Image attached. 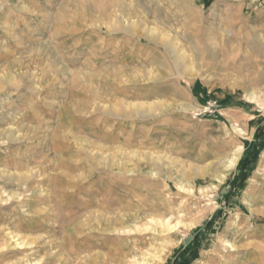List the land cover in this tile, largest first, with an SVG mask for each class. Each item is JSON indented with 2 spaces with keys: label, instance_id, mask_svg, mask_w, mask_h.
<instances>
[{
  "label": "rangeland",
  "instance_id": "374dc122",
  "mask_svg": "<svg viewBox=\"0 0 264 264\" xmlns=\"http://www.w3.org/2000/svg\"><path fill=\"white\" fill-rule=\"evenodd\" d=\"M263 256L264 0H0V264Z\"/></svg>",
  "mask_w": 264,
  "mask_h": 264
},
{
  "label": "bare ground",
  "instance_id": "6f19581e",
  "mask_svg": "<svg viewBox=\"0 0 264 264\" xmlns=\"http://www.w3.org/2000/svg\"><path fill=\"white\" fill-rule=\"evenodd\" d=\"M23 74V73H22ZM93 91V90H92ZM124 106V105H123ZM88 148V147H87ZM108 216V215H107ZM248 264H264V256L262 258L259 259H255L253 262L248 263Z\"/></svg>",
  "mask_w": 264,
  "mask_h": 264
},
{
  "label": "crops",
  "instance_id": "0c3cea01",
  "mask_svg": "<svg viewBox=\"0 0 264 264\" xmlns=\"http://www.w3.org/2000/svg\"><path fill=\"white\" fill-rule=\"evenodd\" d=\"M202 91H200L199 93L202 95V93H201ZM207 92L204 90V93L203 94H205L206 96L209 94V93H207Z\"/></svg>",
  "mask_w": 264,
  "mask_h": 264
}]
</instances>
